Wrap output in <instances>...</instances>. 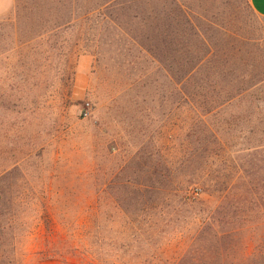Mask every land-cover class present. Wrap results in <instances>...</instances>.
I'll return each instance as SVG.
<instances>
[{"label": "rangeland", "instance_id": "obj_1", "mask_svg": "<svg viewBox=\"0 0 264 264\" xmlns=\"http://www.w3.org/2000/svg\"><path fill=\"white\" fill-rule=\"evenodd\" d=\"M0 264H264L249 0H14Z\"/></svg>", "mask_w": 264, "mask_h": 264}, {"label": "crops", "instance_id": "obj_2", "mask_svg": "<svg viewBox=\"0 0 264 264\" xmlns=\"http://www.w3.org/2000/svg\"><path fill=\"white\" fill-rule=\"evenodd\" d=\"M249 4L257 16L264 18V0H249ZM13 5L14 0H0V15L9 14Z\"/></svg>", "mask_w": 264, "mask_h": 264}]
</instances>
